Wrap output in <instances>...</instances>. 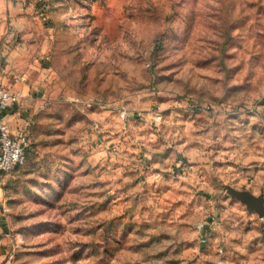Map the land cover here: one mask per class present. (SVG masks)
<instances>
[{"label": "rangeland", "instance_id": "1", "mask_svg": "<svg viewBox=\"0 0 264 264\" xmlns=\"http://www.w3.org/2000/svg\"><path fill=\"white\" fill-rule=\"evenodd\" d=\"M36 3L4 264H264V0Z\"/></svg>", "mask_w": 264, "mask_h": 264}, {"label": "crops", "instance_id": "2", "mask_svg": "<svg viewBox=\"0 0 264 264\" xmlns=\"http://www.w3.org/2000/svg\"><path fill=\"white\" fill-rule=\"evenodd\" d=\"M37 0H0V87L19 91L18 104L4 112V120L11 132L32 122L34 111L49 100L44 93L50 79L49 59L43 42L42 22L35 14ZM47 39V38H46ZM23 76V77H22ZM0 187V264H4L7 233L2 211L6 205L3 188Z\"/></svg>", "mask_w": 264, "mask_h": 264}, {"label": "built area", "instance_id": "3", "mask_svg": "<svg viewBox=\"0 0 264 264\" xmlns=\"http://www.w3.org/2000/svg\"><path fill=\"white\" fill-rule=\"evenodd\" d=\"M1 57L0 53V61ZM21 98L22 95L19 91L0 87V187L3 185V178L24 163L25 153L29 148L28 126L24 125L16 132H11L4 120V112L18 104ZM48 103L49 100L42 102L38 110L45 109ZM2 211L8 213V207L2 205Z\"/></svg>", "mask_w": 264, "mask_h": 264}, {"label": "trees", "instance_id": "4", "mask_svg": "<svg viewBox=\"0 0 264 264\" xmlns=\"http://www.w3.org/2000/svg\"><path fill=\"white\" fill-rule=\"evenodd\" d=\"M29 143H30V141H29ZM26 155H27V151H26V153H25V159H26ZM25 161V160H24Z\"/></svg>", "mask_w": 264, "mask_h": 264}, {"label": "water", "instance_id": "5", "mask_svg": "<svg viewBox=\"0 0 264 264\" xmlns=\"http://www.w3.org/2000/svg\"><path fill=\"white\" fill-rule=\"evenodd\" d=\"M9 261H6V264H8Z\"/></svg>", "mask_w": 264, "mask_h": 264}]
</instances>
